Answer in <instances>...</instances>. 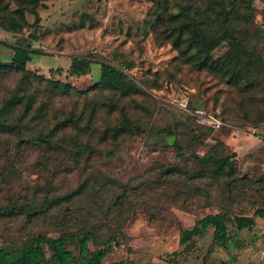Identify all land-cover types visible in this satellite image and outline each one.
I'll use <instances>...</instances> for the list:
<instances>
[{
	"label": "rangeland",
	"instance_id": "1",
	"mask_svg": "<svg viewBox=\"0 0 264 264\" xmlns=\"http://www.w3.org/2000/svg\"><path fill=\"white\" fill-rule=\"evenodd\" d=\"M196 1L207 13V0ZM232 1L226 22L197 18L210 34L228 28L254 54L238 80L195 70L161 36L157 5L167 15L186 0H45L37 19L22 8L21 31L0 25V63L16 47L37 50L27 73L0 71V247L66 233L77 254L75 237L93 230L91 251L113 238L102 264H264V218L254 216L264 206V0ZM228 49L221 41L212 56ZM72 57L91 60L87 74H67ZM101 63L138 91L106 86ZM184 101L222 126L197 128ZM214 158L228 161L217 170ZM216 212L229 219L226 242L209 229L188 249L179 243L181 230ZM236 216L254 224L238 230Z\"/></svg>",
	"mask_w": 264,
	"mask_h": 264
},
{
	"label": "trees",
	"instance_id": "2",
	"mask_svg": "<svg viewBox=\"0 0 264 264\" xmlns=\"http://www.w3.org/2000/svg\"><path fill=\"white\" fill-rule=\"evenodd\" d=\"M24 1V0H23ZM22 1V2H23ZM45 0H25L21 2L24 10L30 12L37 19L36 8L38 3L43 5ZM249 2V0H248ZM207 13L196 0H186V3L175 2L167 15L163 10L167 7L164 3L162 7H156V26H163L162 37L168 39L178 50L183 61L195 70H207L216 73L229 74L233 80L246 77L256 61L254 54L250 52L228 28L220 26L219 33L210 34L203 26L197 15L207 16L213 14L220 22L230 20V15L234 12L235 3L232 0H207ZM250 8L251 6H246ZM22 8L9 10L5 0H0V25L12 32L21 31L26 25ZM251 10V8H250ZM210 13V14H209ZM246 22L251 20V15L246 16ZM224 25V24H222ZM227 41L229 49L220 57H213V49L221 42ZM37 51V50H36ZM35 50L29 48L16 47L8 64L0 63V71L25 72L26 63L29 61ZM91 60L82 57H72L67 74L69 76H81L88 72ZM263 70V66H258ZM101 76L106 86L115 88L122 93L138 91L136 85L127 80L123 73L106 63L100 64ZM60 69L50 70L51 75L60 74ZM197 128L204 132L211 133L214 129L198 124ZM227 158L212 159V163L217 170H220L227 163ZM254 216L264 218V206L256 208ZM228 217L221 212L208 214L197 221L191 228L183 229L180 232L179 243L185 248H190L196 237H202L211 229L212 237L218 243L228 240ZM233 224L240 230L246 226H252L254 219L251 216H236ZM96 236L93 230H85L75 237L78 244V253L74 254L67 248L69 234L63 233L56 237L38 234L33 236L20 248L7 249L0 247V264H102V260L107 254L112 252L113 245L110 242L113 238H107L101 247L91 251L88 247L90 240ZM172 264L176 261L172 258L168 260ZM119 264H134L132 261H122Z\"/></svg>",
	"mask_w": 264,
	"mask_h": 264
},
{
	"label": "built area",
	"instance_id": "3",
	"mask_svg": "<svg viewBox=\"0 0 264 264\" xmlns=\"http://www.w3.org/2000/svg\"><path fill=\"white\" fill-rule=\"evenodd\" d=\"M180 106H182L183 110L193 115L197 122L203 126L212 129H218L223 124V118L214 112L205 110L203 108L190 109L187 107L186 101L181 102Z\"/></svg>",
	"mask_w": 264,
	"mask_h": 264
},
{
	"label": "water",
	"instance_id": "4",
	"mask_svg": "<svg viewBox=\"0 0 264 264\" xmlns=\"http://www.w3.org/2000/svg\"><path fill=\"white\" fill-rule=\"evenodd\" d=\"M169 142H170V140H169Z\"/></svg>",
	"mask_w": 264,
	"mask_h": 264
}]
</instances>
